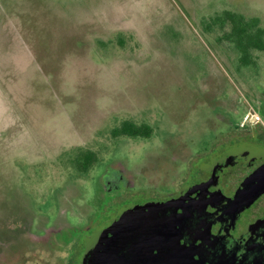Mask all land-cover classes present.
I'll return each instance as SVG.
<instances>
[{"label":"rangeland","instance_id":"rangeland-1","mask_svg":"<svg viewBox=\"0 0 264 264\" xmlns=\"http://www.w3.org/2000/svg\"><path fill=\"white\" fill-rule=\"evenodd\" d=\"M256 18L264 0H0V263L51 264L3 259L51 227L85 232L112 172L173 178L262 116Z\"/></svg>","mask_w":264,"mask_h":264},{"label":"flooded vegetation","instance_id":"flooded-vegetation-1","mask_svg":"<svg viewBox=\"0 0 264 264\" xmlns=\"http://www.w3.org/2000/svg\"><path fill=\"white\" fill-rule=\"evenodd\" d=\"M259 62L256 57L253 66ZM259 111L262 122L252 123L253 109L211 147L189 155L173 178L152 171L148 179L132 174L129 184L112 172L104 187L112 199L85 232L75 226L42 230L3 261L51 250V264H264V194L236 220L224 216L225 205L264 166V102Z\"/></svg>","mask_w":264,"mask_h":264},{"label":"water","instance_id":"water-1","mask_svg":"<svg viewBox=\"0 0 264 264\" xmlns=\"http://www.w3.org/2000/svg\"><path fill=\"white\" fill-rule=\"evenodd\" d=\"M263 194L264 166L253 173L244 182L243 187L235 194V197L225 205L224 216L232 217L236 220L243 210L248 209Z\"/></svg>","mask_w":264,"mask_h":264},{"label":"trees","instance_id":"trees-1","mask_svg":"<svg viewBox=\"0 0 264 264\" xmlns=\"http://www.w3.org/2000/svg\"><path fill=\"white\" fill-rule=\"evenodd\" d=\"M232 20V17L230 18ZM256 44H255V50L257 52H264V28L261 27V21L259 18H256ZM130 124H124V127L122 128V131H126L127 128H129ZM141 128H136L133 131V135H138L139 132H141Z\"/></svg>","mask_w":264,"mask_h":264},{"label":"built area","instance_id":"built-area-1","mask_svg":"<svg viewBox=\"0 0 264 264\" xmlns=\"http://www.w3.org/2000/svg\"><path fill=\"white\" fill-rule=\"evenodd\" d=\"M248 117H250L252 123H260V122H262L261 116L258 113H250L248 115Z\"/></svg>","mask_w":264,"mask_h":264}]
</instances>
